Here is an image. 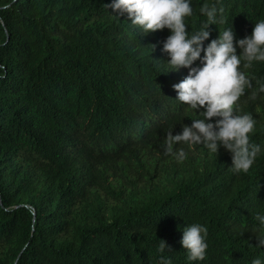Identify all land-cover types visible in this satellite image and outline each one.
<instances>
[{
  "label": "trees",
  "instance_id": "16d2710c",
  "mask_svg": "<svg viewBox=\"0 0 264 264\" xmlns=\"http://www.w3.org/2000/svg\"><path fill=\"white\" fill-rule=\"evenodd\" d=\"M205 2L194 0L189 31ZM106 3L0 0V264H157L160 238L172 264L264 257L256 234H241L264 211V153L239 174L222 147L178 145L182 162L166 155L167 132L196 115L171 87L188 69L162 72L169 29L143 34ZM218 6L236 39L264 19V0ZM210 29L209 40L220 31ZM246 71L264 80V62ZM246 99L251 139L264 146V99ZM186 222L208 227L202 261L185 259Z\"/></svg>",
  "mask_w": 264,
  "mask_h": 264
},
{
  "label": "clouds",
  "instance_id": "9594fccd",
  "mask_svg": "<svg viewBox=\"0 0 264 264\" xmlns=\"http://www.w3.org/2000/svg\"><path fill=\"white\" fill-rule=\"evenodd\" d=\"M193 4L194 0H110L106 6L115 15L126 14L143 34L169 29L162 47L169 59L167 70L162 72L188 69L187 75L171 87L176 90V100L196 115L191 116L190 124L182 122L180 132L173 134V129L167 132L164 153L182 162L188 152L178 145H186L188 149L202 145L209 154L216 155L222 147L231 153V170L247 173L264 153V146L251 139L257 119L251 112L241 110L240 101L245 95V102L264 99V80L246 71L254 62H264V19L255 21L251 34L236 39L231 25L221 30L223 8L218 6L219 0H213L200 4L199 13L206 19L189 31L187 20L193 16ZM212 24L218 25L220 31L209 40ZM252 220V226H243L241 234L250 229L256 234L255 247L264 249V211L252 213ZM180 227L186 261L204 260L208 249L207 225L186 222ZM168 250H172L171 246L160 238L157 264H172V257L164 254ZM251 264H264V257L254 256Z\"/></svg>",
  "mask_w": 264,
  "mask_h": 264
}]
</instances>
